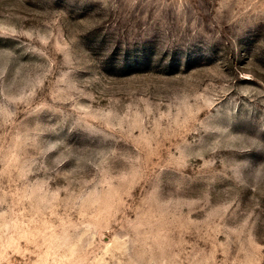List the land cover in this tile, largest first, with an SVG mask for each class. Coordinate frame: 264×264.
Wrapping results in <instances>:
<instances>
[{"label":"rangeland","instance_id":"374dc122","mask_svg":"<svg viewBox=\"0 0 264 264\" xmlns=\"http://www.w3.org/2000/svg\"><path fill=\"white\" fill-rule=\"evenodd\" d=\"M0 264H264V0H0Z\"/></svg>","mask_w":264,"mask_h":264}]
</instances>
